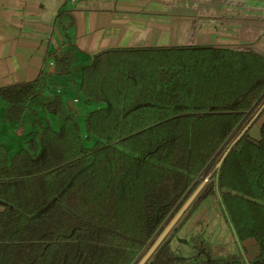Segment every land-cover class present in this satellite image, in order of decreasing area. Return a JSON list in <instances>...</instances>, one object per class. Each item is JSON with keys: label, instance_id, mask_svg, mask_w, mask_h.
Returning <instances> with one entry per match:
<instances>
[{"label": "trees", "instance_id": "obj_1", "mask_svg": "<svg viewBox=\"0 0 264 264\" xmlns=\"http://www.w3.org/2000/svg\"><path fill=\"white\" fill-rule=\"evenodd\" d=\"M183 40L106 48L87 65L59 53L40 78L0 89V126H30L14 154L0 143V264H138L203 183L186 223L212 200L238 252L174 247V229L146 264H264V49ZM56 76L97 104L82 118L92 146L80 114L62 115Z\"/></svg>", "mask_w": 264, "mask_h": 264}, {"label": "crops", "instance_id": "obj_2", "mask_svg": "<svg viewBox=\"0 0 264 264\" xmlns=\"http://www.w3.org/2000/svg\"><path fill=\"white\" fill-rule=\"evenodd\" d=\"M193 37L202 45L264 49V0H0V89L40 78L59 53L73 52L75 63L87 65L106 48L170 46ZM78 81L55 90L62 102L68 96L72 108L77 106L69 96L80 92ZM78 108L82 119L88 111ZM2 121L0 143L14 154L26 141L14 145L13 132L5 134ZM5 209L0 204V212ZM245 245L249 259L259 254L254 241Z\"/></svg>", "mask_w": 264, "mask_h": 264}, {"label": "rangeland", "instance_id": "obj_3", "mask_svg": "<svg viewBox=\"0 0 264 264\" xmlns=\"http://www.w3.org/2000/svg\"><path fill=\"white\" fill-rule=\"evenodd\" d=\"M72 84L73 83H70L69 80L68 82H63L62 84L58 81V83L56 82L53 83L52 88L55 90L57 89V87L58 88L60 87V89H63V87H68ZM59 96H61V93H59ZM69 98L72 100L74 105L77 107L72 108L68 106L69 105L68 96H64L63 103L66 107H63L65 109L62 115H65L66 113H68L66 112L68 110L70 114L72 113L74 114V116H77L78 118V115L81 113L80 111L81 109L78 108L79 106L83 107L84 110H87V111L93 110L95 107H97V104H91V106L89 105L87 106L85 103V98L80 92H76V94L70 95ZM74 99H76V101H74ZM2 105H3L2 101L0 100V112L2 110ZM38 117L40 121H43V119L46 120V118H44V115L42 113H38ZM37 122L40 123L38 119H37ZM50 123L56 130L63 128L65 126L64 121L59 118L51 119ZM3 124L4 125H2V129L4 130L5 134H8V132L9 131L11 132L12 130L13 137L15 138L14 145L20 144V147H22L23 144L21 143L26 141L27 133L30 131V127L26 125L24 129L20 131V130H17L15 124L11 121H6ZM78 124H79V133L81 135H84L82 136L83 141L85 142L87 146H92L95 139L93 137L87 138L85 136L86 132H85L84 124H83V119L79 120ZM193 208L194 207L191 208V205L190 207L187 208V210L183 213V215L180 217V219L175 224V226L172 228L169 234L171 238L172 235L177 232L175 236V241L173 243L174 247L181 246V248H184L185 247L184 245H186L187 243L189 245L195 246L199 241L202 240L201 242H205L206 245L213 248L214 254L217 256H224L232 251L235 255L238 252L237 251L238 249L234 241L235 239L232 237L231 232L226 222L219 214V206H216L212 200H209L206 203V206L201 207V211L200 210L198 212L196 211V213H194L190 217L189 221L186 223L189 213ZM200 215L208 221V226H206L205 222L203 223L204 220H202L201 222L196 221V218ZM185 223L186 225L183 227ZM179 228L180 230H178ZM174 229L175 231L174 233H172ZM188 232H193L194 234H191L186 238L184 234ZM168 236L165 238V240L168 238ZM164 242L162 246L156 251V253L162 250L165 244ZM155 254L153 253L151 256Z\"/></svg>", "mask_w": 264, "mask_h": 264}, {"label": "water", "instance_id": "obj_4", "mask_svg": "<svg viewBox=\"0 0 264 264\" xmlns=\"http://www.w3.org/2000/svg\"><path fill=\"white\" fill-rule=\"evenodd\" d=\"M204 183L200 185V187L190 196V198L185 202L182 208L178 211V213L174 216L172 221L168 224V226L161 233L155 244L150 248V250L146 253V255L140 260L138 264H146L147 260L151 257L153 253H155L163 244L165 238L170 234L172 228L178 222L183 213L187 210L188 207L192 204L199 191L203 187Z\"/></svg>", "mask_w": 264, "mask_h": 264}]
</instances>
